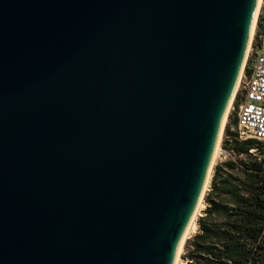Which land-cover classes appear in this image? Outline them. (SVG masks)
I'll return each mask as SVG.
<instances>
[{
  "label": "water",
  "instance_id": "water-1",
  "mask_svg": "<svg viewBox=\"0 0 264 264\" xmlns=\"http://www.w3.org/2000/svg\"><path fill=\"white\" fill-rule=\"evenodd\" d=\"M258 0H0V264H173Z\"/></svg>",
  "mask_w": 264,
  "mask_h": 264
},
{
  "label": "trees",
  "instance_id": "trees-1",
  "mask_svg": "<svg viewBox=\"0 0 264 264\" xmlns=\"http://www.w3.org/2000/svg\"><path fill=\"white\" fill-rule=\"evenodd\" d=\"M263 22L264 1L254 45ZM238 99L239 93L235 106ZM237 120L232 112L222 142L236 160L214 167L205 209L184 246L185 264H264V145L240 141Z\"/></svg>",
  "mask_w": 264,
  "mask_h": 264
},
{
  "label": "built area",
  "instance_id": "built-area-1",
  "mask_svg": "<svg viewBox=\"0 0 264 264\" xmlns=\"http://www.w3.org/2000/svg\"><path fill=\"white\" fill-rule=\"evenodd\" d=\"M239 93L241 102L236 126L238 139H251L264 145V34L258 44L254 45L252 41Z\"/></svg>",
  "mask_w": 264,
  "mask_h": 264
},
{
  "label": "bare ground",
  "instance_id": "bare-ground-1",
  "mask_svg": "<svg viewBox=\"0 0 264 264\" xmlns=\"http://www.w3.org/2000/svg\"><path fill=\"white\" fill-rule=\"evenodd\" d=\"M262 5V0H258V4H257V8H256V12H255V16H254V20H253V24H252V28H251V33H250V38H249V42H248V47H247V51H246V55H245V59H244V62H243V66H242V69H241V72L239 74V77H238V81H237V85H236V89H235V92L233 94V97L230 101V104L227 108V111L225 113V116H224V120H223V123H222V126H221V130H220V134H219V137H218V140H217V144H216V147H215V150H214V153H213V157H212V161H211V165H210V168H209V172H208V175H207V179L205 181V185H204V188H203V192L201 194V198L199 200V203L197 205V208L184 232V235L180 241V244L178 246V249H177V253H176V256H175V260H174V263L173 264H179V254L182 250V247L190 233L191 230H194L197 228V224H196V217L202 207V200L206 194V192L208 191L209 189V186H210V183H211V178H212V170H213V165L215 163V160H216V157H217V154H218V150H219V145H220V138H221V134H222V129L224 127V123L228 117V113H229V110L230 108L232 107V103H233V100H234V97L236 95V91L238 90V88L240 87V80L242 78V75H243V70H244V67H245V61L246 59L248 58V55H249V52H250V46H251V42H252V39H253V36H254V31H255V25H256V21H257V17H258V13H259V9Z\"/></svg>",
  "mask_w": 264,
  "mask_h": 264
},
{
  "label": "rangeland",
  "instance_id": "rangeland-1",
  "mask_svg": "<svg viewBox=\"0 0 264 264\" xmlns=\"http://www.w3.org/2000/svg\"><path fill=\"white\" fill-rule=\"evenodd\" d=\"M263 1H264V0H262V5H261V7H260V9H259V13H258V17H257L256 25H255L254 36H253L252 41L255 39V34H256V29H257V24H258L259 16H260V14H261V12H262ZM261 31L264 33V22H263V27H262ZM251 43H252V42H251ZM256 44H258V39H257V41H256ZM250 47H251V46H250ZM246 64H247V59H246V61H245V67H246ZM245 67H244V69H245ZM243 72H244V70H243ZM240 81H241V80H240ZM238 93H239V88H238V90L236 91V95H235V97H234V100H233V103H232V107H231L230 110H229L228 117H227V119H226V121H225V123H224V127H223V129H222V134H221V138H220L219 150H218V154H217V157H216L215 163H214V165H213L212 175H213L214 167H215L216 164H218V163H220V162H222V161H226V160H228V159L236 160V157H233V156L230 154V152H229L228 150H225V149L222 148V142H223V140H224V138H225V137H224V132H225V128H226L227 124L229 123V117H230L231 113H232V112L234 113V118H237V116H238V106H239V104H240V102H241V100H240V96H241V95H240V93H239V99H238L237 105L235 106V101H236V98H237V96H238ZM234 130H235V128L232 126L231 131H234ZM254 152H255V151H254ZM211 179H212V178H211ZM209 189H210V186H209ZM209 189H208V191H209ZM208 191H207V192H208ZM207 192H206V194H207ZM206 194H205V196H206ZM205 196H204V198H203V200H202V207H201V209H200V211H199V213H198V215H197V217H196V224H197V220H198V218L202 215L203 210L205 209V201H204V200H205ZM196 230H197V228L194 229V230H191V231H190V233H189V235H188L186 241L192 237V235L196 232ZM186 241H185V243H186ZM185 243H184V245H183V247H182V250H181V252H180V254H179V262H180L179 264H185V260L182 259V256L185 254V250H184Z\"/></svg>",
  "mask_w": 264,
  "mask_h": 264
},
{
  "label": "crops",
  "instance_id": "crops-1",
  "mask_svg": "<svg viewBox=\"0 0 264 264\" xmlns=\"http://www.w3.org/2000/svg\"><path fill=\"white\" fill-rule=\"evenodd\" d=\"M264 33L261 31V29H260V33H259V36H258V41H259V39H260V37L263 35Z\"/></svg>",
  "mask_w": 264,
  "mask_h": 264
}]
</instances>
